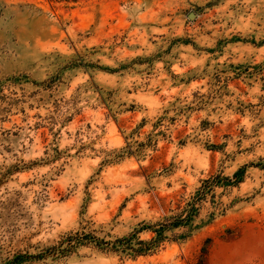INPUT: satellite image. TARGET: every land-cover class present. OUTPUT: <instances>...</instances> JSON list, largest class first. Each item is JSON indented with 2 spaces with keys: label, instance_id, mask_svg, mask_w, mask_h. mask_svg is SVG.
I'll return each instance as SVG.
<instances>
[{
  "label": "rangeland",
  "instance_id": "obj_1",
  "mask_svg": "<svg viewBox=\"0 0 264 264\" xmlns=\"http://www.w3.org/2000/svg\"><path fill=\"white\" fill-rule=\"evenodd\" d=\"M242 168L186 240L58 251L144 227L137 247L202 181ZM8 263L264 264V0H0Z\"/></svg>",
  "mask_w": 264,
  "mask_h": 264
},
{
  "label": "trees",
  "instance_id": "obj_2",
  "mask_svg": "<svg viewBox=\"0 0 264 264\" xmlns=\"http://www.w3.org/2000/svg\"><path fill=\"white\" fill-rule=\"evenodd\" d=\"M244 170L245 168L238 170L232 177H226L220 173L202 181L201 186L197 189V192L193 196L189 199H182L178 201L177 212L175 214L165 217L153 226L145 227L156 236L150 241L138 240L137 247H134L132 242L135 238V234L142 232L144 227H142V229L137 231L134 235L116 239L114 242H104L103 240L97 239L92 234L76 233L74 236H69L64 241L60 242L58 251L59 253H65L68 252L69 249H75L84 243H94L98 247L111 246V251L133 252L135 256H146L162 246V244L167 240V237L165 236L166 232H172V236L176 241L186 240L198 228L195 221L199 218L200 210L203 204L207 202L208 197L211 196L212 198H215V189L217 187L229 188L240 184L244 179ZM217 209L219 208L215 206V210ZM175 230H182V233L175 234ZM64 244L68 245L67 248L60 250Z\"/></svg>",
  "mask_w": 264,
  "mask_h": 264
}]
</instances>
